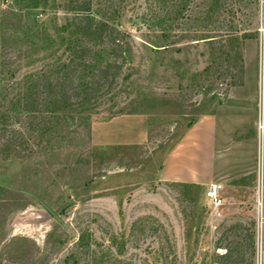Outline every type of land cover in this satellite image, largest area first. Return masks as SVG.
<instances>
[{
	"label": "rangeland",
	"instance_id": "obj_1",
	"mask_svg": "<svg viewBox=\"0 0 264 264\" xmlns=\"http://www.w3.org/2000/svg\"><path fill=\"white\" fill-rule=\"evenodd\" d=\"M263 56L264 0H0V264H264ZM204 113L238 176L220 215L160 180ZM122 114L147 144L94 146Z\"/></svg>",
	"mask_w": 264,
	"mask_h": 264
},
{
	"label": "crops",
	"instance_id": "obj_2",
	"mask_svg": "<svg viewBox=\"0 0 264 264\" xmlns=\"http://www.w3.org/2000/svg\"><path fill=\"white\" fill-rule=\"evenodd\" d=\"M253 101L258 109L256 123L260 126L259 136L264 148V56L262 81L254 93ZM149 132L147 115L122 114L108 121L93 123L91 141L96 147L142 146L147 144ZM228 141L229 135L222 116L216 113L199 115L165 157L160 180L198 187H209L212 184L223 186L222 182H233L238 176H225L219 163ZM258 203L261 207L262 201Z\"/></svg>",
	"mask_w": 264,
	"mask_h": 264
},
{
	"label": "built area",
	"instance_id": "obj_3",
	"mask_svg": "<svg viewBox=\"0 0 264 264\" xmlns=\"http://www.w3.org/2000/svg\"><path fill=\"white\" fill-rule=\"evenodd\" d=\"M205 196L213 212L220 215V209L226 204V199L223 196V186L220 184L210 185Z\"/></svg>",
	"mask_w": 264,
	"mask_h": 264
},
{
	"label": "trees",
	"instance_id": "obj_4",
	"mask_svg": "<svg viewBox=\"0 0 264 264\" xmlns=\"http://www.w3.org/2000/svg\"><path fill=\"white\" fill-rule=\"evenodd\" d=\"M191 125H192V124H191ZM191 125H189V127H190Z\"/></svg>",
	"mask_w": 264,
	"mask_h": 264
}]
</instances>
